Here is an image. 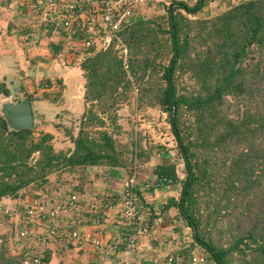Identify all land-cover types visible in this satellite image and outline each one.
Instances as JSON below:
<instances>
[{
	"label": "trees",
	"instance_id": "1",
	"mask_svg": "<svg viewBox=\"0 0 264 264\" xmlns=\"http://www.w3.org/2000/svg\"><path fill=\"white\" fill-rule=\"evenodd\" d=\"M203 5L204 0L193 3L170 0L162 15L136 18L118 31L127 48L126 54L113 37L106 47L92 49L79 60L78 67L85 78L83 99L88 106L81 114L77 134L69 131L71 148H55L50 131L35 135L33 108V126L19 130L9 128L0 113V200L22 199L26 194L53 196L44 186L50 174L73 172L74 181L64 187L65 191L79 195V202L70 215L62 216L57 222L67 230L76 228L73 221L76 212L84 216V224L96 219L103 221V205L99 203L90 208L91 199L88 204L84 200L87 195L92 197L91 192L98 194L92 188V176L101 172L99 168L122 167L126 171L125 184H128L136 166L128 169L125 151L132 153L130 162L144 156L149 158L148 151L138 147L136 142L130 150L119 146L103 128L107 120L114 123L118 104L127 99L135 87L137 106H154L166 113L184 165V176L179 175L174 162L157 163L152 168L156 176L170 177L172 182L181 185L178 196H169L160 208L164 211L174 206L180 221L183 219L181 223L192 229L186 251L180 252L195 251L193 247L198 244L213 264L250 261V264H264V0H239L206 18H190L183 12L194 14ZM43 21L50 35L58 29L62 36L57 42L48 43L51 54L56 56L63 50L67 34L61 25ZM158 56L160 60L156 61ZM165 57L164 62L161 59ZM184 73L194 79L197 90H180L177 77ZM47 80L50 83V79ZM0 93L10 94L3 79H0ZM27 96L32 106V97ZM185 112L194 115L196 139L190 137L191 130L182 124ZM89 126H99L94 130L98 134L91 135ZM204 144L209 145V150L224 154L220 161L221 172L218 166L213 170L222 176L223 197L215 203L212 212L218 217L225 213L220 212L222 206L232 209L239 206L236 214L247 221L227 245H217L204 236L201 219L195 213L194 186L199 177L194 155L196 147ZM210 157L214 162L215 157ZM201 173L206 175V169ZM207 183L209 190H216L214 182ZM133 189L141 199L139 188L135 185ZM146 213L150 215V209H146ZM119 224L123 234L120 221ZM13 231L10 224L9 239L11 246L17 249L12 240ZM2 236L4 238L5 234ZM104 243L110 247L117 243L113 249H120L122 245V241L118 243L116 239ZM7 244L6 238L0 243V264H22L24 251L6 254ZM67 245L74 244L64 241L58 248ZM54 250L53 247L44 250L43 264L51 260ZM236 253L243 255L244 263L237 261ZM246 254H251L250 259L245 258Z\"/></svg>",
	"mask_w": 264,
	"mask_h": 264
},
{
	"label": "rangeland",
	"instance_id": "2",
	"mask_svg": "<svg viewBox=\"0 0 264 264\" xmlns=\"http://www.w3.org/2000/svg\"><path fill=\"white\" fill-rule=\"evenodd\" d=\"M27 2H29V0H27ZM169 2L170 0H148L146 4L139 6L136 18H155L159 15H162L165 12V6ZM189 2L192 3V1ZM26 8L29 7L26 6ZM25 11V13H28L29 16L25 15L27 19H23L21 21V26H26V24H28L32 31V33H30L31 36H33V34L35 36V34H38V32H40V34L47 33V27L43 23L44 21L41 17V14L32 11L30 8L26 9ZM183 12L190 18H206L211 16L207 15L206 13L199 14V11L194 14L187 13L185 11ZM61 37L62 36L60 35L58 29L56 31L54 30L51 34V38H53V40H58ZM42 42L40 43L42 44ZM74 48L75 44L71 45L65 41L63 50L58 54V56H65L67 51L74 53ZM50 50L51 49L48 45L47 52L49 54L51 53ZM167 57L162 58L161 60L165 62ZM64 59L65 58H63V60ZM158 60H160L159 56L156 58V61ZM52 61L57 62V59ZM58 62L60 66H63L64 62H62L61 59H58ZM33 63L34 62H29L28 68H31ZM78 63L79 61L76 59L70 61L71 65L68 64L69 66L66 67L65 76H59L55 73H52L46 77L42 75L40 70L37 74L32 72L31 75L30 73L22 72V75L19 74V76L17 75L16 71H13L11 76L3 78V80H5L6 84L8 85L7 87L9 88L10 93H12V97L9 96L10 94L5 96H1L0 94V101L10 97L15 98L18 93H20L22 96L29 94L32 97L33 112L35 114L34 120H36V127L34 128L35 135L39 134L41 131L51 132L52 130L53 136H56L52 139L55 148H63L64 150L71 148L72 140L69 136V131L73 135L77 134L80 128L81 112H84L88 106L84 99H82L85 78L83 76V72L78 67ZM36 64L41 66L40 62H36ZM10 72L11 71H9V73ZM47 78L50 79V83H48ZM6 80H8V82ZM177 81L178 87L181 91L185 92L198 89L197 83L192 77L189 76L188 73H184L182 76L179 74ZM136 91L137 89L134 87L128 98L118 104L116 109L117 115L114 123L107 120V123L106 125H103V128H106L112 134V136L116 139V142L120 144L119 146L122 145L124 148L128 147L127 150H130V148H134V143L136 142L138 147H142L148 151V159H146L148 156H144L137 158L136 162L134 159H132L130 162L129 157L132 156V153L130 151H125V159H127L129 163L128 169H130L132 165L133 167L136 166L135 182H137V180H139L144 175L143 172L146 170L151 172L153 166L157 163H160V161L163 160V157L169 162H174L179 175L184 176V165L182 163L181 157L178 155L176 141L170 128V124L167 121L166 113L154 106H137L134 95ZM82 103H84L83 109ZM193 118L194 115L191 112H185L182 115L181 121L186 129L191 130V133H189L190 137L192 139H196L197 133L194 131ZM55 120H57V123H54ZM98 128L100 127H88V129H91V135H97L98 132H95L94 130H97ZM197 140L200 139L198 138ZM195 150L196 153L194 155V161L197 163L196 171L198 173L199 181H197L194 186L196 198L194 208L196 215H198L201 219V232L204 234V236L210 237L211 240L217 245H227L232 241L234 237L232 235L236 234L237 231H240L242 227L245 226L247 221L246 219H243L241 215L236 214L237 210L240 209L239 206L235 207V209H232L228 206H222L220 212L225 213H222L221 216L215 217L216 214L212 212V210L214 209L215 203H217V201L223 197L221 196V186L223 182L220 180L222 176L218 175L217 172L215 173L213 170H216V167L218 166L220 167L218 169L221 172L222 166L220 161L222 158H224V154L221 151L209 150V145L207 144H204V146H198ZM162 155L164 156L162 157ZM210 155L215 157L214 162L211 161ZM204 168L206 169V175L203 176L201 170ZM99 170H101V168H99L98 171ZM92 172H94V169L91 170V173ZM49 177V182L44 186L47 187V192L50 194H55L54 192L61 190L59 187L62 188L61 192L65 191L66 187L64 186L69 187V184L74 181L73 179L75 174L68 171H57L50 174ZM208 181H212L216 184V190L208 189ZM178 184L181 186L180 183ZM91 194L95 198V204L90 205L87 203V200H92L93 197L87 195L86 198H84L90 208L101 203L103 205V211L107 209L106 203L103 202L104 195L102 192H99L97 195H95L93 192H91ZM121 195L123 197V190L121 191ZM220 204L223 205V202L220 201ZM145 218L143 222H145ZM213 218L216 221L214 223ZM227 220H231V222H227ZM223 221L224 225L222 226ZM181 222H183V219L180 221V224L184 225L183 227L186 229L183 235L188 236L190 241L192 239V229L191 227H188L187 224ZM9 225V222L0 219V243L4 238H6V243H8L7 251H5L6 254L17 251L15 247H13V244L11 246L9 239L10 235L8 233ZM2 234H5L4 238ZM13 235L14 239L12 238V240L15 246L17 243H19L17 239H22L16 238L15 230L13 231ZM84 244H89V241H85L79 246L82 247ZM101 244L107 248H110L108 244L104 243L102 239ZM101 244L96 245L100 246ZM51 246L54 248V245ZM174 248L175 247H173V249ZM173 249L169 248L170 251ZM193 250L201 251V253H203L198 244L193 247ZM250 257L251 254L245 255L247 260L250 259ZM236 259L238 262L244 263V257L241 253H236ZM49 262L50 261H48L46 264H49ZM250 263L251 261L245 262V264Z\"/></svg>",
	"mask_w": 264,
	"mask_h": 264
},
{
	"label": "built area",
	"instance_id": "3",
	"mask_svg": "<svg viewBox=\"0 0 264 264\" xmlns=\"http://www.w3.org/2000/svg\"><path fill=\"white\" fill-rule=\"evenodd\" d=\"M146 1L29 0L27 6L32 11L40 13L42 19L47 20L48 23L61 25L67 38L76 41L77 50L74 58L82 60L92 49L106 47L113 37L122 45V52L126 54L127 48L121 41L118 31L136 19L139 6ZM170 183L172 179L166 176H156L153 180L155 186ZM135 185L134 173L123 188L120 206L114 204L120 211V222L124 229L117 242L122 241V250L127 252L125 264H134L132 255L137 247V232L146 213L145 206L133 189ZM94 200L93 197L90 205L95 204ZM78 202L79 195L68 190L55 192L53 196L26 194L22 199L0 200V219L9 222L16 232V238L22 239H17L19 243L16 244V250H23L25 253L22 264H43L44 250L52 247L51 245L56 247L64 241L76 246L85 241H90L94 245L101 244L99 235L95 236L89 233L90 231H85L83 227L85 218L79 212L73 215L77 227L72 230H67L59 221L57 222L62 216L70 215V212L76 209ZM111 203L109 206L113 208L114 205ZM116 245L117 243L112 247ZM152 264L213 263L201 252L190 251L186 254L169 251L159 259H155Z\"/></svg>",
	"mask_w": 264,
	"mask_h": 264
},
{
	"label": "crops",
	"instance_id": "4",
	"mask_svg": "<svg viewBox=\"0 0 264 264\" xmlns=\"http://www.w3.org/2000/svg\"><path fill=\"white\" fill-rule=\"evenodd\" d=\"M189 1L194 2V0ZM238 1L204 0V5L198 13L213 15ZM27 3V0H0V79L11 76L13 71H16L17 75H22V72L37 74L40 70L42 75L46 77L52 73L65 76L66 67L69 66L70 61L75 59L76 41H66L71 45L75 44L74 53L67 51L63 57L49 54L47 52L48 43L57 42L58 40H53L49 32L45 34L38 32L35 36L34 34L31 36L32 31L28 24L21 26V21L27 19L25 15L29 16L28 13H25V10L29 9L26 8ZM63 58L65 59L63 60ZM56 59L57 62L52 61ZM58 59L64 62L63 66L59 65ZM29 62H34L31 68H28ZM36 62H40L41 66ZM9 71L11 72L9 73ZM6 81L8 82V80ZM0 94L5 96L3 93ZM9 96L12 97V93ZM83 106L84 103H82V109ZM54 123H57V120ZM51 132L53 133L52 130ZM162 159L160 163L169 162L164 157ZM99 171L101 172L97 176H92V188L97 193L102 192L104 195L103 202L107 205V209L104 210L105 218L103 221L96 219L91 224L86 223L83 227L85 231H90L89 233L92 235H99L103 241L115 239L119 241L121 224H119L120 211L117 207L120 206L122 201L121 191L125 186L126 171L122 167H104ZM143 174L137 180L136 186L142 196L140 201L147 210L150 209L151 213L150 215L146 213L145 222L137 232V247L132 255L134 264H152L155 259H159L170 251L169 248L173 249V247L175 248L172 251L185 252L186 242L189 240L188 236L183 235L186 229L179 222L177 209L170 206L164 211L160 210L163 202L169 196H178L180 191L178 182L155 186L153 180L156 175L153 173V169H151V172L146 170ZM111 202L113 205L116 204L117 207L114 205L113 208H110ZM59 246L60 244L54 247L55 250L49 264H123L122 262L125 261L127 253L122 250V247L113 249L108 245L110 248H107L104 245H94L90 241L89 244H84L82 247L67 245L59 249Z\"/></svg>",
	"mask_w": 264,
	"mask_h": 264
},
{
	"label": "water",
	"instance_id": "5",
	"mask_svg": "<svg viewBox=\"0 0 264 264\" xmlns=\"http://www.w3.org/2000/svg\"><path fill=\"white\" fill-rule=\"evenodd\" d=\"M32 75V73H30ZM0 113L9 128L19 130L33 126V113L29 96L18 93L15 98L0 101Z\"/></svg>",
	"mask_w": 264,
	"mask_h": 264
}]
</instances>
